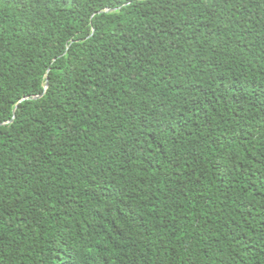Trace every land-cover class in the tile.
I'll return each mask as SVG.
<instances>
[{"label":"trees","instance_id":"obj_1","mask_svg":"<svg viewBox=\"0 0 264 264\" xmlns=\"http://www.w3.org/2000/svg\"><path fill=\"white\" fill-rule=\"evenodd\" d=\"M0 264H264V0H0Z\"/></svg>","mask_w":264,"mask_h":264},{"label":"water","instance_id":"obj_2","mask_svg":"<svg viewBox=\"0 0 264 264\" xmlns=\"http://www.w3.org/2000/svg\"><path fill=\"white\" fill-rule=\"evenodd\" d=\"M106 13H112V12H114V10H106L105 11ZM47 87H48V84L46 83V85H45V89H47ZM38 97H34V99H37ZM28 98H24L22 101H24V100H27Z\"/></svg>","mask_w":264,"mask_h":264}]
</instances>
